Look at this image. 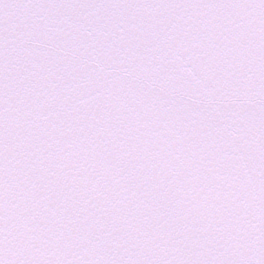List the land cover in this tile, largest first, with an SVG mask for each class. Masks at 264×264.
Segmentation results:
<instances>
[{
	"label": "snow or ice",
	"instance_id": "obj_1",
	"mask_svg": "<svg viewBox=\"0 0 264 264\" xmlns=\"http://www.w3.org/2000/svg\"><path fill=\"white\" fill-rule=\"evenodd\" d=\"M0 264H264V0H0Z\"/></svg>",
	"mask_w": 264,
	"mask_h": 264
}]
</instances>
